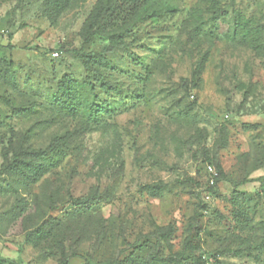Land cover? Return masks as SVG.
Masks as SVG:
<instances>
[{"label": "rangeland", "instance_id": "rangeland-1", "mask_svg": "<svg viewBox=\"0 0 264 264\" xmlns=\"http://www.w3.org/2000/svg\"><path fill=\"white\" fill-rule=\"evenodd\" d=\"M121 1L0 0V259L264 264V0L110 19ZM63 74L84 84L76 114L54 102ZM53 142L38 182L1 170L3 146Z\"/></svg>", "mask_w": 264, "mask_h": 264}, {"label": "trees", "instance_id": "trees-1", "mask_svg": "<svg viewBox=\"0 0 264 264\" xmlns=\"http://www.w3.org/2000/svg\"><path fill=\"white\" fill-rule=\"evenodd\" d=\"M57 3L59 0H49ZM145 0H122L115 4L109 10V18L126 19L130 14L139 10L140 5ZM101 6L98 3L96 11ZM104 50L99 52L83 50H76V55L82 60L83 65L87 68L90 63H95L101 66L107 64L103 55ZM101 87L108 91L111 87L105 82L101 81ZM84 92V84L78 80L71 78L70 76L63 74L58 82L57 95L54 98V102L58 108L67 111L70 114H76L80 108L81 98ZM13 113L18 114L23 112L22 108H13ZM25 111V110H24ZM59 144L53 142L45 148H27L24 150H15L12 153V158H9V151L7 147H2L3 163L1 170L3 172H9L17 175L25 183H36L44 174H46L51 168L56 167L62 157ZM209 165V164H208ZM217 177H215L216 179ZM217 180V179H216ZM214 189V186H211ZM144 189L151 195H157L162 190L161 184H146ZM0 262H6L8 264H17L13 259H0ZM68 256H65L61 264H68Z\"/></svg>", "mask_w": 264, "mask_h": 264}, {"label": "built area", "instance_id": "built-area-1", "mask_svg": "<svg viewBox=\"0 0 264 264\" xmlns=\"http://www.w3.org/2000/svg\"><path fill=\"white\" fill-rule=\"evenodd\" d=\"M208 173L210 174L209 184L210 186L214 185L215 177L217 176V172L215 171L212 165H207Z\"/></svg>", "mask_w": 264, "mask_h": 264}]
</instances>
